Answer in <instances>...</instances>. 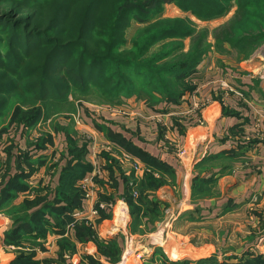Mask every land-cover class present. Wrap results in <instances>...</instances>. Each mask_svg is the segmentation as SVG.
<instances>
[{
    "label": "trees",
    "instance_id": "obj_1",
    "mask_svg": "<svg viewBox=\"0 0 264 264\" xmlns=\"http://www.w3.org/2000/svg\"><path fill=\"white\" fill-rule=\"evenodd\" d=\"M168 3L176 4L182 10L192 11L203 18L222 15L236 7V12L244 20L236 27L241 34L236 39L227 36L225 40L244 53L252 52L264 43V0H0V7L5 5L11 8L7 13H3L0 8V50L4 51L3 54L0 53V115L14 105V99L23 96L34 103L41 102V106L37 110L29 108L32 112L21 116L22 120L20 117L18 122L34 123L41 120L42 108L47 101L65 102L66 93L80 89L88 93L93 88L89 89V83L104 88L105 91H101L95 86L115 105L122 103L120 99L123 95H137L147 100L151 107L165 102L167 105H180L185 94L196 89V85L188 78L194 75L205 50L201 46L192 47L191 52L178 53L174 62L165 63L156 71L146 65L149 61L166 60L171 52L167 51L164 56L162 54L166 49H171L170 45L173 46V51H179L183 47L178 41L166 44L159 52L160 57L157 53L150 54L156 42L193 35V28L182 19L154 21L153 18L162 14ZM25 8L33 11L25 13ZM133 15L141 18L149 16L141 19V22L149 25L127 47L124 29ZM259 81L260 79H256L257 83ZM148 98L153 102L148 101ZM18 111V115H21L20 108L15 110V114ZM224 114L235 113L225 108ZM109 130L106 129L108 134L111 133L109 139L133 152L147 166L164 169L174 176V170L166 163ZM70 154L72 158L63 168L59 185L54 190L43 188L42 185L36 188L31 186V178L38 170L35 165L41 162L26 155L29 170L23 169L12 177L0 194V211L11 207L10 212L20 214L15 217V226L6 235L5 241L14 242L15 247L20 246L23 241L37 243L47 237L48 230H56L61 236V256L73 255L78 244L93 240L97 242L100 255L111 263H118L122 255V251H119L121 234L101 240L91 229L92 226L86 225L84 221H73L75 214L82 208L84 196L79 191L77 181L91 172L93 167L84 161L85 150L79 149L76 144L74 150L70 146ZM111 173L110 178L117 181L112 169ZM122 179L125 192L121 199L128 204L132 217H140V204L159 207L158 202L150 199V193L163 185L161 180L150 174L141 187L135 188L130 177L122 176ZM201 182L199 177L193 189L194 196L208 192ZM135 189L141 195L138 201L133 196ZM23 194H26L24 199L18 204L14 203ZM209 194L211 195L209 192L205 195L210 196ZM111 217L103 213V219ZM72 221L77 222L75 236L65 237V227ZM163 256L162 264L190 262H174L165 253ZM87 257L91 264H101L93 256ZM252 260L245 264H256ZM203 263L205 261L196 262ZM13 264L40 263L35 255L19 252Z\"/></svg>",
    "mask_w": 264,
    "mask_h": 264
},
{
    "label": "rangeland",
    "instance_id": "obj_2",
    "mask_svg": "<svg viewBox=\"0 0 264 264\" xmlns=\"http://www.w3.org/2000/svg\"><path fill=\"white\" fill-rule=\"evenodd\" d=\"M0 8L3 13L9 12L11 9L9 6L5 5ZM24 11L25 13H29L33 10L25 8ZM236 11V7H233L222 15L212 18H203L192 11L182 10L176 4H166L162 14L153 18L155 19L154 21L157 19V21L163 19H182L193 28V35L186 38H167L156 42L151 48L150 54L157 53L160 56L161 53L159 52L164 45L176 41L180 42L183 47L179 51H173V46L170 45L169 48L171 49H166L162 54V56H164L167 51L171 52L166 60L163 62L149 61L146 65L156 71V69L158 70L165 63L174 62L178 57V53H189L192 47L201 46L205 50V55L194 75L188 78L194 85L196 84L192 80L193 77L197 75L201 69H205L204 65L211 61L214 62L217 67L227 70L237 69L242 62L255 63L260 73L264 76V43L254 51L244 53L234 47L228 40H225L227 36L236 39L238 34H241L236 27L239 23H243L244 20ZM148 17L149 16L141 18L133 15L129 18L127 27L124 29L127 47H130L132 41L138 37L139 32H143L147 25H149V23L141 22L143 21L141 19H147ZM0 53L3 54L4 51L0 50ZM87 86L89 89L93 87L88 93L83 92L84 90L81 89L66 93L64 97L65 102L56 103L53 100L47 101V104L42 108L43 116L41 120H37L34 123L24 124L18 122L21 116L24 117L29 111L30 113L32 112V109L29 108H36L37 110V108L41 106V102L34 103L23 96H18V98L14 99V105L10 106L8 110L0 115V194L3 191L2 189L10 183L9 181L12 177L20 173L23 169L26 171L29 170L30 165L27 163L28 158L26 155L33 158L36 157L35 155H40L34 158L41 162V164L37 163L38 165H35V168L38 170L46 166L49 172L55 171L57 168L55 167L56 165L60 164V166H62L63 158L65 159L68 158V155H72L70 154V146H72V150H74L76 144L79 149L85 150V155H102L107 164L106 168H108L105 170H107L110 175L112 174L111 169L113 171L119 170L121 176L130 177L132 179V183H135V188L141 187L142 183L146 181L147 175L150 174L156 179L161 180L163 185L157 187L156 191L150 193V199L158 202L159 207L155 208L140 204V207H142L140 217L138 215L135 217L131 216L129 219V217L126 216V222L124 224V221H121V219H125V217L119 218L115 220L116 222L112 224V227H108V229L114 226L117 228L120 226L124 227L119 228L122 232L120 230L111 229L112 235L109 234L112 237L121 234V238H119L121 249H119V251H122V255L118 263H111L106 257L100 255L97 242L93 240L88 243L95 245L97 249L95 254H89L81 250L85 247L84 243L82 247L78 244L75 254L61 256L62 251L59 245L61 236L59 235V231L57 232L56 230V232L48 230L47 237L37 241V243L23 241L20 246L16 245L15 247L14 242L9 243L7 240L5 241V239L7 237L6 235L15 226V217L20 216V214L14 215V213L10 212L9 209L11 207L4 208L0 211V227L5 226L7 229L4 236L0 234V264H5L6 262L7 264H13L19 252L22 254L28 253L35 255L36 260L40 264H91L89 257H87L88 255L99 260L101 264H123L127 251L126 248L129 243L136 247L132 258L130 257L131 263H163V253L165 252L163 248H160L162 244L159 246V243H157L158 240L162 241V238L158 239L159 232H157V229L159 225L161 227V225L170 218V213L173 209L172 207L170 208L169 204L162 200L161 197H165L168 201L171 200V204H175L177 200L170 198V194H168L169 197L162 196L164 192H162L161 197H159L158 192L167 185H174L175 177L169 175L164 169L141 164L142 161L132 158L130 155H135L133 152L126 150L119 143L108 138L111 133L108 134L106 129L115 132L111 128V121H107L98 115L111 113L114 109H119L118 107L121 105H132L138 101L145 103L149 108L154 110H157V108L162 109L166 107L167 104L165 102L156 107H151L147 100H143L137 95L131 97L123 95L120 99L122 103L120 105H115L112 103L113 101L107 99L100 93L101 91H105L104 88L93 83H89ZM95 86L102 90L98 91ZM195 91L196 89L191 93L187 92L181 103H183L189 95L194 94ZM218 99L223 106L227 104L226 100L221 99V95L217 96V100ZM148 101L151 102V98H148ZM18 108L22 110L20 111L21 115H18L19 111L15 114V110ZM122 115L127 116L126 114ZM198 122L199 126H204V118L201 117ZM166 130L167 129L164 128V130L159 133L158 137V139L164 142L163 146L168 147L170 153L174 152L177 155L184 154L185 152L182 150V147H176L177 144L173 142L171 144V140L165 139L167 135ZM262 137L264 138V136L260 138L262 139ZM41 145L43 146L41 147ZM40 165L42 166L38 167ZM96 168L97 169H94L90 175L82 179L84 182L88 177L93 176L94 179L90 187L83 188L81 186L82 181L79 183V191L84 195L82 204H85L87 208L91 209L90 215L82 216L83 210H81L80 218L76 217V213L73 221H84L86 225L92 226L91 229L95 232L97 238L103 240L99 234V225L104 220H107L103 219V213L105 212L111 215V220L116 219L115 210L117 212L119 202L124 201L123 199L120 200L121 195L118 193L117 181L112 180L110 176L105 177V174H103L104 170L98 167V165ZM18 169H20V171ZM33 177L35 178L37 176L34 175ZM49 178L53 179L51 175L45 177L40 176L34 181H30V184L33 188L42 185L43 188L46 187L54 190L55 186H51ZM208 192L212 193V191ZM208 192L199 193V198L204 199L206 196L205 194H208ZM24 195L26 196V194ZM133 196L136 201L141 197L138 189L134 190ZM210 196L212 197V194ZM18 199H16L14 203H17ZM108 199L115 201L111 202ZM7 210L9 211L8 213ZM198 211H200V209H198ZM197 213L200 215L199 212ZM243 218H238V220H231L229 222L215 221L212 224H206V226H200L198 224L187 233L188 236H191L190 243L198 248L199 255L204 253V251L211 250V252L214 253L212 256L199 259L188 258L185 260H172L169 256H166L174 262L190 261L186 264H196L197 261H205L203 264H222L223 262V264H237L240 262H244L243 264H245L250 259L256 261V264H264V208L258 207L251 211L250 215L247 214ZM73 221L65 227V237H71V230H75V224L77 222ZM247 221H249V223H247ZM127 226L129 229L126 232L125 228H127ZM116 233L118 235H115ZM136 234L138 235L137 239H140V244L137 245H135V243L133 244V241H131V238H133L131 235L135 236ZM55 235L59 236V238L56 242L54 241L55 243H52V238L55 237ZM140 236L143 238H139ZM108 237L104 240L112 238ZM181 240L183 241L185 239L182 237ZM141 241L143 243H141ZM131 245L130 247H132ZM151 249L153 250V252L151 251L152 253L149 254L148 252V255L144 254V252ZM158 249L163 252H158ZM139 252L142 253L140 257H138Z\"/></svg>",
    "mask_w": 264,
    "mask_h": 264
},
{
    "label": "crops",
    "instance_id": "obj_3",
    "mask_svg": "<svg viewBox=\"0 0 264 264\" xmlns=\"http://www.w3.org/2000/svg\"><path fill=\"white\" fill-rule=\"evenodd\" d=\"M204 66L205 69H201L192 79L196 84L195 93L189 95L180 105L165 104L167 108L154 110L138 101L132 105H121L111 113L97 114L111 121V128L117 134L174 170L175 184L163 187L158 195L161 197L164 192L162 196L167 197L170 194V198L177 201L171 204V200L161 197L173 211L170 218L157 229L158 239L162 238V241L158 240L157 243L159 246L162 244L163 251L172 260L199 259L214 254L207 250L199 255L198 248L190 243L191 236L187 233L196 225L206 226L215 221L238 220L247 214L250 215V212L258 207L264 208V138H260L264 136V76L255 63L242 62L233 70L221 69L212 61ZM256 79L260 81L257 83ZM219 95L222 100L227 101L226 105L223 106L220 100H217ZM225 108L235 114L225 115ZM201 117L204 118V126L198 124ZM164 128L167 129L165 139L171 140V144H177L176 147H182L184 154L170 153L168 147L163 146L164 142L158 137ZM232 155L234 156L231 157ZM130 156L142 161L136 155ZM71 158L70 155L63 158L62 166L59 164L55 171L49 172L46 166L37 170V177L31 178V181L40 176L51 175L53 179L49 178V183L56 188L62 170ZM83 159L93 167L85 176L90 175L98 165L104 170L105 177H111L105 170L108 168L102 155H85ZM141 164L145 163L142 161ZM199 177L205 190L212 191V197L206 195L204 199H200L199 194L193 195ZM83 178L77 181V186ZM114 178L117 180L118 193L122 196L125 185L119 170L114 171ZM24 197V194L21 195L17 203ZM81 210L82 216L90 215L91 209L85 204H82ZM80 211L76 214L77 218H80ZM126 216L131 218L130 208L125 201H120L117 212L115 210L116 219L104 220L99 225L102 239L112 235L111 229L124 228L114 226L108 229L119 218L125 217L121 219L124 224ZM128 226L125 228L126 232ZM6 229L5 226L0 227L1 236H4ZM74 232L71 230V237H74ZM110 235L109 237H112ZM131 236L133 244H140L137 234ZM182 237L185 240L182 241ZM58 238L59 236L55 235L52 243ZM130 245L129 243L126 248L123 264H133L130 257L132 258L136 247ZM79 246L82 247V244ZM84 246L81 250L89 254H95L97 251L92 243H86ZM151 251L153 252L152 249L147 250L144 254L148 255ZM139 253L138 257L142 255Z\"/></svg>",
    "mask_w": 264,
    "mask_h": 264
},
{
    "label": "built area",
    "instance_id": "obj_4",
    "mask_svg": "<svg viewBox=\"0 0 264 264\" xmlns=\"http://www.w3.org/2000/svg\"><path fill=\"white\" fill-rule=\"evenodd\" d=\"M96 174H99V173H96ZM93 179H94L93 176L92 177H88V179H86L84 182L82 181L81 186L83 188L90 187V185L92 184Z\"/></svg>",
    "mask_w": 264,
    "mask_h": 264
}]
</instances>
